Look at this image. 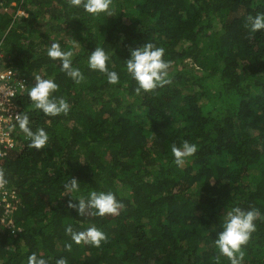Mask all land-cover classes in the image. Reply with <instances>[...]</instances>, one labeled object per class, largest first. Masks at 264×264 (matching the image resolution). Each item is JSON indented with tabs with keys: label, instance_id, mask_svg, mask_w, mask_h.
<instances>
[{
	"label": "trees",
	"instance_id": "16d2710c",
	"mask_svg": "<svg viewBox=\"0 0 264 264\" xmlns=\"http://www.w3.org/2000/svg\"><path fill=\"white\" fill-rule=\"evenodd\" d=\"M115 16H93L68 0H0V51L25 82L15 102L47 147L30 148L16 121L15 147L0 158L16 192L12 227L0 222V264H215L214 241L233 207L264 215V30L249 38L246 17L264 0H113ZM72 51L77 85L51 60L48 47ZM151 42L165 49L171 84L136 95L126 72L130 49ZM102 47L120 82L88 68ZM54 79L67 116H45L28 91L34 76ZM15 126V127H13ZM187 140L197 153L177 167L171 146ZM71 178L78 192H67ZM113 192L117 216H79L68 202ZM94 211V210H93ZM2 207H0V214ZM243 249V264H264V221ZM95 226L100 247L75 244ZM71 244V251L65 250ZM221 264L230 262L221 257Z\"/></svg>",
	"mask_w": 264,
	"mask_h": 264
},
{
	"label": "clouds",
	"instance_id": "9594fccd",
	"mask_svg": "<svg viewBox=\"0 0 264 264\" xmlns=\"http://www.w3.org/2000/svg\"><path fill=\"white\" fill-rule=\"evenodd\" d=\"M72 7L83 8L84 11L99 16L101 13L106 16H115L113 0H68ZM245 28L248 29L249 38H253L257 31L264 30V13H257L255 16L246 17ZM130 57L125 60L127 74L136 81L137 87L134 89L136 95L142 92H155L157 88L171 84L169 69L171 62L164 57L165 49L157 47L151 42H146L142 46L130 49ZM47 55L51 60L60 61V71L71 78L75 84L79 85L85 81V77L79 68H74L72 51H64L59 43H51L48 47ZM110 57L102 47H95L88 56V68L106 75L107 82L115 85L120 82V77L116 71H110L108 61ZM35 85L28 91V96L34 108L43 112L45 116L56 117L61 114L67 116L70 104L63 96H55L59 91V85L54 79H45L40 75L34 76ZM16 123L20 131L30 141L29 147L42 150L48 145L49 136L43 128L31 129L29 116L18 114ZM15 127V126H13ZM198 151L196 144L189 143L187 140L181 146L173 144L171 153L177 167H182L189 157L194 156ZM4 153H0L3 156ZM8 184L5 170L0 167V189H4ZM80 183L76 178H71L64 185L67 192H78ZM67 207L75 209L79 216L93 215L103 217L105 215L117 216L124 208L123 203L117 200L111 191L89 193L88 199L83 198L77 203L68 202ZM94 210V211H93ZM264 221V215L256 208L244 210L241 207H233L224 214L222 230L217 233L214 241L218 255L214 257L215 264H221V257L226 258L230 264H243L245 251L243 250L250 241L252 234L256 231V221ZM65 233L77 244H90L93 247H100L101 242L107 241L104 232L91 226L85 231L76 232L72 226L65 228ZM72 245L65 244V250L71 251ZM27 264H47L43 258H38L35 253L28 256ZM55 264H68L66 258H59Z\"/></svg>",
	"mask_w": 264,
	"mask_h": 264
},
{
	"label": "built area",
	"instance_id": "2783aa9c",
	"mask_svg": "<svg viewBox=\"0 0 264 264\" xmlns=\"http://www.w3.org/2000/svg\"><path fill=\"white\" fill-rule=\"evenodd\" d=\"M24 89V80L17 78V73L6 64L4 54L0 51V153H4L0 158L5 157L16 145L10 133V126L21 112V107L14 98ZM16 197V192L7 185L4 189H0V207H2L0 222L5 223L7 227L13 226L10 215L16 208Z\"/></svg>",
	"mask_w": 264,
	"mask_h": 264
}]
</instances>
